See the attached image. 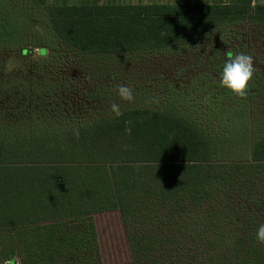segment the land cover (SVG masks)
Returning <instances> with one entry per match:
<instances>
[{
	"label": "trees",
	"instance_id": "trees-1",
	"mask_svg": "<svg viewBox=\"0 0 264 264\" xmlns=\"http://www.w3.org/2000/svg\"><path fill=\"white\" fill-rule=\"evenodd\" d=\"M32 1L45 4L54 39L105 63L181 48L244 20L264 29V4L254 0ZM11 26L2 16L1 42L16 37ZM35 47L49 46H22L21 56ZM253 67L247 95L220 85V101L254 103L264 74ZM111 211L133 264H264L254 239L264 223V117L213 130L176 107L128 106L49 131L0 127V264H103L95 217Z\"/></svg>",
	"mask_w": 264,
	"mask_h": 264
},
{
	"label": "rangeland",
	"instance_id": "rangeland-1",
	"mask_svg": "<svg viewBox=\"0 0 264 264\" xmlns=\"http://www.w3.org/2000/svg\"><path fill=\"white\" fill-rule=\"evenodd\" d=\"M93 1L139 4L233 0H67L70 4ZM2 16L12 23L16 37L0 41L1 128L9 126L16 131L19 126H26L49 131L90 124L115 114L113 104L119 110L128 106L176 107L213 130L226 124L236 128L247 125L254 116L264 117L263 90L249 104L238 98L220 101L222 96L218 95L221 88L217 67L224 61L227 50L251 55L253 66L264 74L260 64L264 56V29L246 20L221 25L181 48L126 54L105 63L79 56L54 39L43 3L0 0V19ZM39 42L49 46L46 53L40 54L35 47L30 56H21L22 46L34 47ZM86 76L92 80L87 81ZM119 85L132 86L131 101L119 97ZM95 218L103 264H133L120 213L111 211Z\"/></svg>",
	"mask_w": 264,
	"mask_h": 264
},
{
	"label": "clouds",
	"instance_id": "clouds-1",
	"mask_svg": "<svg viewBox=\"0 0 264 264\" xmlns=\"http://www.w3.org/2000/svg\"><path fill=\"white\" fill-rule=\"evenodd\" d=\"M254 74L253 58L245 52L229 53L219 72V84L230 90L234 95L244 97L247 95L249 82ZM117 93L122 100L131 101L133 90L131 85H119ZM112 110L119 115V106L112 105ZM78 131L76 135H78ZM254 239L264 244V223L258 225Z\"/></svg>",
	"mask_w": 264,
	"mask_h": 264
},
{
	"label": "crops",
	"instance_id": "crops-1",
	"mask_svg": "<svg viewBox=\"0 0 264 264\" xmlns=\"http://www.w3.org/2000/svg\"><path fill=\"white\" fill-rule=\"evenodd\" d=\"M256 3L264 4V0H254V4Z\"/></svg>",
	"mask_w": 264,
	"mask_h": 264
}]
</instances>
